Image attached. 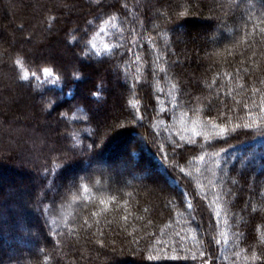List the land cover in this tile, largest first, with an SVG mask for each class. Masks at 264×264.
I'll use <instances>...</instances> for the list:
<instances>
[{"label":"trees","instance_id":"trees-1","mask_svg":"<svg viewBox=\"0 0 264 264\" xmlns=\"http://www.w3.org/2000/svg\"><path fill=\"white\" fill-rule=\"evenodd\" d=\"M0 201V264H264V0H0Z\"/></svg>","mask_w":264,"mask_h":264},{"label":"rangeland","instance_id":"rangeland-1","mask_svg":"<svg viewBox=\"0 0 264 264\" xmlns=\"http://www.w3.org/2000/svg\"><path fill=\"white\" fill-rule=\"evenodd\" d=\"M149 2H150V0H134V4L136 5V6H138V7H142V6H145V4H146V6L149 4ZM73 11H75V9L74 8H68V9H66V11H65V13H66V15H72L71 13H73ZM153 15L154 16H158V15H160V13L158 12V11H153ZM203 18H206V17H203ZM219 33L220 32H218V34H216V35H219ZM199 37V36H198ZM186 39V37H184V39H183V41ZM71 59H72V56H68V60L71 62ZM72 65L73 66H75L76 65V63L75 62H73L72 63ZM88 76H90V80L93 78L95 81H96V78H94V75L92 76V75H88ZM113 76H115V75H113ZM23 90H25V89H23ZM25 91H21V90H18V93H19V96L20 97H22V98H25V100H26V107H25V109H18V111H17V113H18V115L21 117V114L22 113H24V114H26V113H28V112H30V110L33 108V105H32V99H30V98H28V95L27 94H25L24 93ZM7 111V110H6ZM116 110L115 111H111L110 112V114H109V116H107V115H105L104 117L102 116V117H100L99 119H98V124H99V126H101L102 127V129L103 128H105V131L107 132L106 133V135L102 138V136L100 137V144H102L103 143V146L101 147V149H105V147H106V140H105V138L108 136V138L109 137H111V135L113 136L114 134H118V132H120V131H118L117 132V129H116V127H117V125H118V118H117V115H116ZM16 115L17 114H15V116L14 117H16ZM111 130V131H110ZM137 130H142V132L144 133V129H142V128H139V129H137ZM133 143H138L137 141H135L134 140V142ZM107 145H109V144H107ZM112 146V145H111ZM134 146H136V144L134 145ZM114 150V149H113ZM117 150V148L114 150V151H116ZM124 150V149H123ZM113 152V151H112ZM110 157H113V155H110ZM101 162L99 161V164H100ZM130 164H128V163H123L122 165H121V168L124 170V171H126L127 169H130ZM95 167H99L100 168V166H95ZM140 173H138V175H145L146 176V174H148V177L147 178H149V176H150V180H148V182L149 181H151V182H156L158 185H159V187H160V180H159V178L158 177H156V174H154V172L153 171H151L150 169H148V168H146V169H143V170H141V171H139ZM13 176V172H8L7 173V178L9 179V177L10 178H13L12 177ZM111 176V175H110ZM136 177L137 176H131V178H129V180H127V182H132L133 180L135 181V179H136ZM8 183L7 184H5V185H8V186H6V190H7V192H10V194L12 195V194H14V193H17L18 191H22V190H24V189H26L29 185H30V183H32V181L29 179V177L27 176V175H25V176H19L18 177V181H17V183H13V181L12 182H10V181H7ZM144 182H146V181H144ZM16 198H18L19 199V201H21L22 200V198H21V195H16ZM0 203H2V201H0ZM197 209H199L200 210V215H201V217L204 219V221H205V226H206V232H207V234H208V236H209V238L210 239H212L213 240V242H210V241H208L210 244H209V246H210V250L212 251L211 253H212V255L216 252V249H217V246L216 245H218L219 244V242H220V240L219 239H217V241H216V239H215V236H214V226H213V217H212V215H211V210L209 209V208H207V207H205L204 206V203L203 202H201V201H198V208ZM3 212L2 211H0V217H3L4 218V214H2ZM5 215H7L8 216V213H6ZM6 217V216H5ZM214 244H216V245H214ZM32 249L33 248H35L36 246L34 245V244H32ZM125 261H118V262H113L112 264H125L124 263ZM139 262V261H138ZM140 263V262H139ZM210 264H212L211 262H210Z\"/></svg>","mask_w":264,"mask_h":264},{"label":"snow or ice","instance_id":"snow-or-ice-1","mask_svg":"<svg viewBox=\"0 0 264 264\" xmlns=\"http://www.w3.org/2000/svg\"><path fill=\"white\" fill-rule=\"evenodd\" d=\"M106 48H107V45L105 46ZM17 63H19V61H17ZM24 78H26V77H24ZM245 107H247L246 105H245ZM221 131H224V129H221ZM253 259H259V257H257L256 255H255V253H253V257H252ZM149 259L151 260V259H153L152 257H149Z\"/></svg>","mask_w":264,"mask_h":264},{"label":"bare ground","instance_id":"bare-ground-1","mask_svg":"<svg viewBox=\"0 0 264 264\" xmlns=\"http://www.w3.org/2000/svg\"><path fill=\"white\" fill-rule=\"evenodd\" d=\"M21 175H23V173L17 174V176L14 178V180H16V178H18V176H21Z\"/></svg>","mask_w":264,"mask_h":264}]
</instances>
